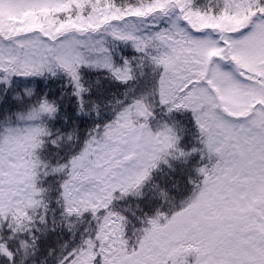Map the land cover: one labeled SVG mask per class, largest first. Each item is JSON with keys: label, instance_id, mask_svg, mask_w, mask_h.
Returning <instances> with one entry per match:
<instances>
[{"label": "snow or ice", "instance_id": "6c2138e0", "mask_svg": "<svg viewBox=\"0 0 264 264\" xmlns=\"http://www.w3.org/2000/svg\"><path fill=\"white\" fill-rule=\"evenodd\" d=\"M0 264H264V0H0Z\"/></svg>", "mask_w": 264, "mask_h": 264}]
</instances>
